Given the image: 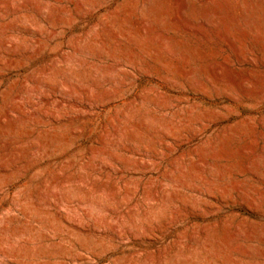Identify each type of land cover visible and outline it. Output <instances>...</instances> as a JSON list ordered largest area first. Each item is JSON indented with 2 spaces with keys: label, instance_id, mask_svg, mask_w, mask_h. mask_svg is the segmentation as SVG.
Returning a JSON list of instances; mask_svg holds the SVG:
<instances>
[{
  "label": "rangeland",
  "instance_id": "1",
  "mask_svg": "<svg viewBox=\"0 0 264 264\" xmlns=\"http://www.w3.org/2000/svg\"><path fill=\"white\" fill-rule=\"evenodd\" d=\"M0 264H264V0H0Z\"/></svg>",
  "mask_w": 264,
  "mask_h": 264
}]
</instances>
